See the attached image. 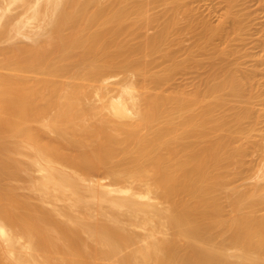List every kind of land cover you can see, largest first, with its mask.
<instances>
[{"label": "bare ground", "instance_id": "bare-ground-1", "mask_svg": "<svg viewBox=\"0 0 264 264\" xmlns=\"http://www.w3.org/2000/svg\"><path fill=\"white\" fill-rule=\"evenodd\" d=\"M161 1L167 19L149 34ZM227 1L200 31L207 59L178 60L182 0H0V21L23 6L0 27V264H114L137 235L126 222L148 226L127 264H264V156L256 181L237 183L252 169L251 103L263 93L213 47L228 18L240 28ZM157 56L171 60L159 72ZM189 68L207 72L202 88L164 89ZM113 72L137 80L89 105ZM32 171L28 189L63 206L20 193L16 179Z\"/></svg>", "mask_w": 264, "mask_h": 264}, {"label": "rangeland", "instance_id": "rangeland-1", "mask_svg": "<svg viewBox=\"0 0 264 264\" xmlns=\"http://www.w3.org/2000/svg\"><path fill=\"white\" fill-rule=\"evenodd\" d=\"M236 1L232 10L234 9L233 11L238 13L241 18L240 28L235 31L233 29L235 23L233 18H228V21H226L228 32L227 37L216 38L214 40L213 47L219 49L226 48V51H229L226 56V60L228 57L227 61L232 62V64H240L241 73L243 75L251 76L250 74H252V77L254 78V86L259 88V91L263 93V97L254 98L253 102L251 103V105L254 106V110L256 111L255 115L259 120L256 125L258 126L256 129H258H254V131L251 133L252 140L258 143V147L251 150V152L246 156V162L251 166L252 169L249 172L247 170L245 172L246 175L244 174L245 177L237 181V183H243L244 186H249L256 181V177L254 176L257 174V172H260V167L264 156V112L261 109L264 106V0ZM181 3L182 7L179 11L180 17L182 19L179 24L181 30L179 38L181 42L173 46L174 58L178 60H186L188 58L187 55L191 52L194 53L197 58L205 60L208 57V53L212 51V46L207 47L208 50L204 52H200L197 49L200 42V31L203 28L204 22L213 26L219 25L223 16L226 15V12L230 10L229 3L227 0H182ZM166 7L167 3L161 1L153 8L152 12L159 15V20L154 26L146 28V32L149 34L155 32L158 30L161 24L165 22L167 19V15L165 13ZM22 9L23 6L19 2L13 4L12 11L1 18L0 27L6 26L8 15L15 16L21 12ZM192 26H194V29H192ZM21 38L22 40L26 41L29 40L26 39L25 36H22ZM7 44L8 40H0V48L6 46ZM233 50H235V53ZM170 63L171 60L157 56L153 59L152 70L159 72ZM184 70L177 71L172 81L164 85V89L167 91L176 89L193 91L196 88L203 87L202 79L207 74L206 71L201 69L194 71L195 68ZM136 80L137 76L132 72H113L109 75H106L102 79V88L98 90V93H104L105 97L100 99L99 94L94 92L93 95L87 99V103L91 106H98L104 102H107L110 96H116L122 90V88L129 86L131 81ZM262 93L260 95H262ZM174 126L178 125L174 124ZM232 135H234V132H232ZM19 160L26 162L27 157L19 156ZM97 173H93L92 177L90 178L94 180L100 178V180L102 179L101 181L103 182L111 181L109 176H105L103 173L100 174L101 172ZM38 175L39 173L37 171H32L30 175H28L26 172L22 173L23 177L21 176V179H16V184H19L21 189L19 190L20 193L27 195V197L31 198V200L36 204H43L48 207L54 206L56 208L63 206L65 202L56 199H48L45 203L41 202L40 199L38 200V198H40L39 192L28 189V186L31 183V178H34ZM125 184H131L135 187H139V185L136 182H132L131 179H128ZM261 212L264 214V204L262 206ZM124 217L125 216L123 215V218ZM126 225L130 231L134 232L135 235L137 234L135 240L116 257L108 260V263L127 264L122 260V257L127 252H130L143 243L141 237L148 231V226L142 224H131L127 222ZM157 235L159 236L160 234L158 233ZM220 239L221 237L218 238V240ZM235 250L236 249L234 248H230V251Z\"/></svg>", "mask_w": 264, "mask_h": 264}]
</instances>
